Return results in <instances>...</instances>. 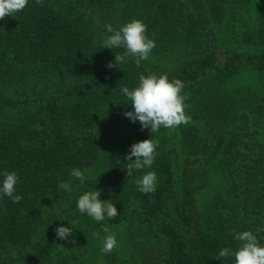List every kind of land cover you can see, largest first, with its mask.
<instances>
[{
  "label": "trees",
  "instance_id": "obj_1",
  "mask_svg": "<svg viewBox=\"0 0 264 264\" xmlns=\"http://www.w3.org/2000/svg\"><path fill=\"white\" fill-rule=\"evenodd\" d=\"M134 19L155 48L139 66L126 57L108 68L125 49L102 48L106 26ZM149 74L184 84L189 123L151 133L124 116L133 108L121 89ZM146 139L157 142L154 163L129 177L125 157ZM74 168L100 175L88 185L71 176ZM213 168L233 199L218 197L203 213L198 194ZM5 171L17 173L22 200L0 194V264H88L80 251L110 235L106 220L77 209L90 191L110 200L127 227V256L116 243L104 264H235L218 257L238 249L234 230L264 246V0H28L0 20ZM149 171L157 180L145 194L136 181ZM59 203L67 207L51 214ZM58 227L72 235L57 239Z\"/></svg>",
  "mask_w": 264,
  "mask_h": 264
},
{
  "label": "clouds",
  "instance_id": "obj_2",
  "mask_svg": "<svg viewBox=\"0 0 264 264\" xmlns=\"http://www.w3.org/2000/svg\"><path fill=\"white\" fill-rule=\"evenodd\" d=\"M36 4L42 5L43 0H35ZM28 4V0H0V20L12 17L14 14L23 11ZM107 31L111 35L102 41L103 49L123 48V55L115 54L114 63H109L108 68L117 67L125 61L126 57L134 58L137 66L141 61L147 60L151 51L155 48L153 39H149L146 35L147 26L138 19L122 25L118 30H114L111 25L106 26ZM184 84L175 79L169 81L168 76L149 74L147 76L140 75L138 86L129 90L128 87L121 89L123 95L130 100L133 111L125 112L124 116L132 123L139 121L141 130L150 129L151 133L158 132L162 127L165 129H175L181 124L190 122L191 117L186 114L185 97L181 95ZM157 142L153 139H146L131 145L129 154L125 160L129 163L126 167L127 176H132L136 170L151 168L156 156ZM133 157L135 160L133 161ZM90 169H72L71 176L83 182L85 180V172ZM4 178L2 186H0V194L12 199L13 203L22 200V196L14 195L15 185L18 182V176L15 172L0 173ZM157 176L153 171H149L142 178L137 179L136 184L138 190L142 193H150L155 191ZM59 188L67 192H71V186L67 182H61ZM100 191H90L81 195L77 200V209L81 214H87L96 222L105 220H113L117 217V209L115 205L109 201L100 199ZM107 232L108 228L105 227ZM264 229H257L262 232ZM55 234L59 240H67L72 235L70 227H58ZM99 233L94 232L93 237H98ZM234 239L239 243L236 251L231 248H223L219 251V258H227L234 256L235 264H264V246H261L257 236L251 231H243L235 233ZM115 234L107 235L103 240V253H110L116 246ZM62 247V246H61Z\"/></svg>",
  "mask_w": 264,
  "mask_h": 264
},
{
  "label": "rangeland",
  "instance_id": "obj_3",
  "mask_svg": "<svg viewBox=\"0 0 264 264\" xmlns=\"http://www.w3.org/2000/svg\"><path fill=\"white\" fill-rule=\"evenodd\" d=\"M168 136V135H167ZM102 171V169H101ZM100 174H95L90 177H86L88 183L94 184L97 182V178ZM86 186V184H85ZM87 188L89 186H86ZM92 188V187H89ZM222 198L223 201H232L233 195L230 190V181L225 178L221 168H213L210 170L208 174V183L206 187L198 194V206L199 209L205 213L207 209L211 208L212 203L216 198ZM67 207L65 204H55L48 207V210L51 214L62 212V210ZM106 225L108 228V232L111 234H115V238L119 247L120 253L123 257L127 256V230H126V222L123 218L118 214L117 217L113 220H108L107 216L105 217ZM104 222V221H103ZM87 234L84 235V237ZM84 239V240H83ZM81 241L85 242V238ZM89 240V239H88ZM88 240L86 242H88ZM104 237H100L95 243L88 244V250H81V255H86L89 259L88 264H104V253L101 251L103 247Z\"/></svg>",
  "mask_w": 264,
  "mask_h": 264
}]
</instances>
